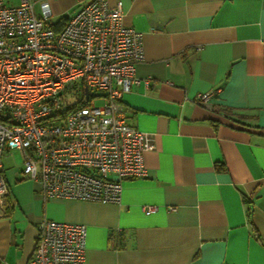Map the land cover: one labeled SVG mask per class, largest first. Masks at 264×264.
Returning a JSON list of instances; mask_svg holds the SVG:
<instances>
[{
	"label": "crops",
	"instance_id": "1",
	"mask_svg": "<svg viewBox=\"0 0 264 264\" xmlns=\"http://www.w3.org/2000/svg\"><path fill=\"white\" fill-rule=\"evenodd\" d=\"M31 1L54 24L91 0ZM117 1L143 37L122 107L149 136L147 175L125 180L118 203L44 199L6 151L0 264H28L44 218L86 226V264H264V0Z\"/></svg>",
	"mask_w": 264,
	"mask_h": 264
},
{
	"label": "built area",
	"instance_id": "2",
	"mask_svg": "<svg viewBox=\"0 0 264 264\" xmlns=\"http://www.w3.org/2000/svg\"><path fill=\"white\" fill-rule=\"evenodd\" d=\"M50 16L46 1L36 14L31 0H0L1 209L9 194L2 156L13 149L44 199L118 203L125 180L147 175L149 136L126 122L122 107L138 82L142 33L123 24L121 1L91 0L60 30ZM218 92H198L194 101L206 104ZM157 209L143 206L146 213ZM36 227L28 264H86L84 224L44 218Z\"/></svg>",
	"mask_w": 264,
	"mask_h": 264
},
{
	"label": "rangeland",
	"instance_id": "3",
	"mask_svg": "<svg viewBox=\"0 0 264 264\" xmlns=\"http://www.w3.org/2000/svg\"><path fill=\"white\" fill-rule=\"evenodd\" d=\"M101 104H102L101 101H96V105H101ZM7 160L9 161L10 164H13L15 167H19L20 165L23 166L22 154L17 149H13L12 151H10Z\"/></svg>",
	"mask_w": 264,
	"mask_h": 264
},
{
	"label": "trees",
	"instance_id": "4",
	"mask_svg": "<svg viewBox=\"0 0 264 264\" xmlns=\"http://www.w3.org/2000/svg\"><path fill=\"white\" fill-rule=\"evenodd\" d=\"M66 20L65 19H61V20H59L58 22H56L54 24H50V26L52 28H54L55 30H60L63 27V25L66 23ZM216 168L220 169L221 166L216 165ZM247 203H249V201H247ZM250 210H251V207L248 205V214H250Z\"/></svg>",
	"mask_w": 264,
	"mask_h": 264
},
{
	"label": "bare ground",
	"instance_id": "5",
	"mask_svg": "<svg viewBox=\"0 0 264 264\" xmlns=\"http://www.w3.org/2000/svg\"><path fill=\"white\" fill-rule=\"evenodd\" d=\"M64 26V25H63Z\"/></svg>",
	"mask_w": 264,
	"mask_h": 264
}]
</instances>
